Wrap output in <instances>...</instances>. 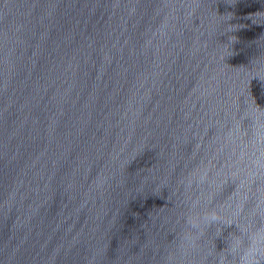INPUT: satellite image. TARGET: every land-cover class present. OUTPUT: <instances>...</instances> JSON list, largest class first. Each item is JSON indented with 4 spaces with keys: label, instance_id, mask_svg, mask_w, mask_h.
Returning a JSON list of instances; mask_svg holds the SVG:
<instances>
[{
    "label": "water",
    "instance_id": "1",
    "mask_svg": "<svg viewBox=\"0 0 264 264\" xmlns=\"http://www.w3.org/2000/svg\"><path fill=\"white\" fill-rule=\"evenodd\" d=\"M0 264H264V0H0Z\"/></svg>",
    "mask_w": 264,
    "mask_h": 264
}]
</instances>
